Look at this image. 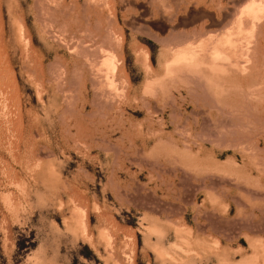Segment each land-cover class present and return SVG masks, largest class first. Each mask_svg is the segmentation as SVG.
<instances>
[{
  "label": "rangeland",
  "instance_id": "1",
  "mask_svg": "<svg viewBox=\"0 0 264 264\" xmlns=\"http://www.w3.org/2000/svg\"><path fill=\"white\" fill-rule=\"evenodd\" d=\"M247 1L0 0V264H264ZM238 21L239 65L212 49Z\"/></svg>",
  "mask_w": 264,
  "mask_h": 264
},
{
  "label": "bare ground",
  "instance_id": "2",
  "mask_svg": "<svg viewBox=\"0 0 264 264\" xmlns=\"http://www.w3.org/2000/svg\"><path fill=\"white\" fill-rule=\"evenodd\" d=\"M247 1V0H246ZM248 2V1H247ZM256 2V1H255ZM261 6V5H260ZM258 7H259V5H257V4H255V3H253L251 6H249L248 8H247V10H246V16L248 17V18H252V19H254V18H256V16L258 15ZM43 10H47L48 12H50L52 15H57V14H55L56 13V11H55V13L53 12V11H51V9H49V8H45V7H41ZM41 9V10H42ZM53 17V16H52ZM242 19V18H241ZM239 20V19H238ZM251 20V19H250ZM247 21H249V20H247ZM239 22V21H238ZM242 22V21H241ZM241 22H239V23H236V25L238 24V26L237 27H235V29H232L231 31H229V32H227L226 34H224V35H222V37L218 40V43L214 40V42L215 43H217L216 44V46H215V44H214V46H215V48H212L213 50H214V52L217 54L218 52H219V50L221 49V48H225V49H223V50H226V48H228V50L230 49V50H232L231 51V56H227V58L230 60V59H233L234 60V62L237 64V65H239L240 64V58L239 57H243V56H245V54H241V55H239L238 54V50H237V43H238V37H239V34L241 33V31L243 30V25L242 24H245V23H241ZM42 23V22H41ZM101 23V22H100ZM250 23V22H249ZM254 23V22H253ZM42 25V24H41ZM248 25H250V24H248ZM245 26H246V24H245ZM233 27V28H234ZM247 27H249V26H247ZM258 27V26H257ZM250 29V28H249ZM98 30V29H97ZM251 30V29H250ZM59 32V31H58ZM105 36H106V34H105ZM111 36V35H110ZM102 37H104V36H102ZM105 38V37H104ZM104 38L102 39L103 40V42H104ZM111 38V37H110ZM240 38V37H239ZM110 40V39H109ZM72 41V40H71ZM77 41H79V40H77ZM81 42V41H80ZM80 42H79V47H80ZM112 42V41H111ZM189 42V41H188ZM83 43V42H82ZM82 43H81V45H82ZM93 43V42H92ZM107 43V42H106ZM185 43H187V42H185ZM111 44V43H110ZM182 44V43H181ZM77 45V44H76ZM104 45V44H103ZM178 45V44H177ZM207 45V44H206ZM205 45V46H206ZM239 45V44H238ZM83 46H84V44H83ZM89 46V45H88ZM96 46H98V45H96ZM105 46V45H104ZM103 46V47H104ZM108 46V45H107ZM111 46V45H110ZM109 46V47H110ZM212 46V45H211ZM79 47H78V49H79ZM86 48H84L83 47V49H82V46L80 47V50H77V52H78V54L80 53V54H82V52H83V54H87L86 52H84V51H81V50H87V46H85ZM92 47H94V46H92ZM91 47V48H92ZM74 48H76V46L74 47ZM108 48V47H107ZM175 48H176V46H175ZM238 48H240L239 46H238ZM73 49V48H72ZM94 49V48H93ZM93 49H89L91 52L93 51ZM99 49H100V47H99ZM184 49V48H183ZM206 49V48H205ZM95 50V49H94ZM96 50H97V48H96ZM95 50V51H96ZM101 50H103V49H101ZM111 50V49H110ZM222 50V49H221ZM241 50V49H240ZM72 51H74V50H72ZM80 51V52H79ZM95 51H93L94 53H95ZM98 51V50H97ZM109 51V50H108ZM90 52V53H91ZM112 52V51H111ZM118 52V51H117ZM206 52V51H205ZM205 52H204V54H205ZM226 52V51H225ZM240 52V51H239ZM89 52H88V54H90ZM109 53V52H108ZM187 53H189L188 52V50L187 49H184V50H180L179 51V53L177 54L178 55V60H179V58L182 60V58H185L186 57V55H187ZM192 53H193V51H192ZM210 53V52H209ZM223 53V52H222ZM229 53V52H228ZM75 54H77V53H75ZM77 54V55H78ZM87 54V55H88ZM96 54L97 53H95V54H93L94 56H96ZM99 54V53H98ZM98 54H97V56H98ZM101 54V53H100ZM103 54V53H102ZM113 55H114V52L112 53ZM225 54V53H224ZM76 55V56H77ZM86 55V56H87ZM104 55V54H103ZM192 55V54H191ZM197 55V54H196ZM200 55V54H199ZM207 55H208V53H207ZM226 55H227V52H226ZM248 55V54H247ZM85 56V57H86ZM90 56L92 57V55L90 54ZM101 56V55H100ZM105 56H106V54H105ZM188 56V55H187ZM200 56H202V55H200ZM251 56V55H250ZM80 57V56H79ZM81 57L83 58L84 57V55L82 56L81 55ZM114 56H107L105 59H103L101 62H100V60H99V65L101 66V67H103L104 69H106V71H108V72H111V74H113V75H115L116 73H117V71H118V68H117V65L115 64V60H114V58H113ZM189 57V56H188ZM252 57H253V55H252ZM86 58H89V57H86ZM85 58V59H86ZM98 59L100 58L99 56L97 57ZM104 58V57H103ZM173 58V57H172ZM190 58V57H189ZM208 58V57H207ZM206 57H205V59H207ZM211 58H213V57H211ZM90 59V61L93 59H91V58H89ZM88 59V60H89ZM94 59H96V57L94 58ZM98 59H96L97 61H98ZM101 59V58H100ZM186 59V58H185ZM184 59V60H185ZM188 59V58H187ZM195 59V58H194ZM194 59H193V61H194ZM214 59V58H213ZM245 59V58H244ZM189 60V59H188ZM190 60H192L191 58H190ZM202 60H203V58H202ZM202 60H200V61H202ZM209 60V59H208ZM215 60V59H214ZM241 60H243V59H241ZM97 61H96V64L95 63H89V66L91 67V68H89V69H92V66H93V68L95 67V66H97L98 67V64H97ZM192 61V62H193ZM206 61V60H205ZM95 62V61H94ZM186 62H188V61H186ZM190 62V61H189ZM191 62V63H192ZM204 62V61H203ZM246 62H247V60H246ZM199 63V62H198ZM242 63V62H241ZM92 64H94V65H92ZM178 64V63H177ZM177 64H176V66H177ZM185 64H187V63H185ZM197 64V63H196ZM231 64H233V63H231ZM235 64V65H236ZM81 65V64H80ZM173 65H175L174 63H173ZM180 65V64H179ZM181 65H182V63H181ZM188 65H189V63H188ZM190 65H192V64H190ZM200 65H201V63H200ZM234 65V66H235ZM76 66V65H75ZM186 66V65H185ZM193 66V65H192ZM197 66H198V64H197ZM244 66V65H243ZM246 66V65H245ZM191 67V66H190ZM183 70L185 69V67H183L182 68ZM187 69V68H186ZM185 69V70H186ZM168 70H170V69H168ZM175 70V69H174ZM76 71V70H75ZM100 71V70H99ZM180 71V70H179ZM241 71V70H240ZM63 72V71H62ZM91 72H93V71H91ZM101 72V71H100ZM173 72V71H172ZM181 72V71H180ZM195 72V71H194ZM65 73V72H64ZM183 73V72H182ZM49 74V73H48ZM60 74V73H59ZM66 74V73H65ZM93 73H91V75H92ZM90 75V74H89ZM95 76L96 75H98L97 76V78L99 77L100 79L102 78L103 79V81H102V79H101V82H100V84H102V82H105V80H107V79H110V77L108 76V75H104L105 77H103L102 75V77H100L99 76V74H94ZM60 76V75H59ZM91 77V76H90ZM93 77V76H92ZM91 77V78H92ZM77 78V77H76ZM100 79H98V80H100ZM105 79V80H104ZM95 80H97V79H93L92 78V81H95ZM97 80V81H98ZM108 82V81H107ZM95 83H96V81H95ZM97 84V83H96ZM98 85V84H97ZM72 92V91H71ZM105 92V91H104ZM61 93V92H60ZM75 93V92H74ZM110 100V99H109Z\"/></svg>",
  "mask_w": 264,
  "mask_h": 264
}]
</instances>
